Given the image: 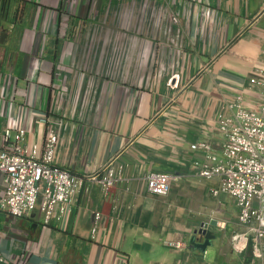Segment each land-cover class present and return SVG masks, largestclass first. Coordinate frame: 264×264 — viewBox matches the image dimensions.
<instances>
[{
	"label": "crops",
	"instance_id": "crops-1",
	"mask_svg": "<svg viewBox=\"0 0 264 264\" xmlns=\"http://www.w3.org/2000/svg\"><path fill=\"white\" fill-rule=\"evenodd\" d=\"M97 1L0 0V144L11 116L28 148L56 123V162L85 179L48 225L39 208L16 221L0 210L5 264H264L233 248L247 228L237 202L201 174L222 154L236 96L248 108L261 98L250 78L264 69V0H161L159 47L153 32L144 43L102 32L90 47ZM105 167L122 172L108 189L87 179ZM149 172L174 174L167 194L149 191ZM204 223L215 238L200 247Z\"/></svg>",
	"mask_w": 264,
	"mask_h": 264
},
{
	"label": "built area",
	"instance_id": "built-area-1",
	"mask_svg": "<svg viewBox=\"0 0 264 264\" xmlns=\"http://www.w3.org/2000/svg\"><path fill=\"white\" fill-rule=\"evenodd\" d=\"M250 82L261 95L257 107L248 108L244 95L236 96L232 102L234 113L222 115L220 119L219 129L224 136L222 154L211 153L208 157L213 162L205 163L201 174L218 177L219 185L213 193L225 192L237 202L239 220L247 228L234 231L233 248L244 250L252 246L255 255L261 257L264 255V69L252 76ZM56 125L49 126L42 147L35 142L29 148L24 143L27 128L16 117L11 116L4 126L0 144V174L3 175L0 210L15 221L38 208L46 225L61 218L85 181L56 162L60 142ZM202 145L210 147L209 143ZM121 173V167H105L102 173H93L87 179L98 180L108 189L119 181ZM173 179L171 172L146 175L149 191L160 195L170 191ZM96 216L100 218L101 213L97 212ZM170 244L184 246L182 241ZM7 260L0 248V264Z\"/></svg>",
	"mask_w": 264,
	"mask_h": 264
},
{
	"label": "rangeland",
	"instance_id": "rangeland-1",
	"mask_svg": "<svg viewBox=\"0 0 264 264\" xmlns=\"http://www.w3.org/2000/svg\"><path fill=\"white\" fill-rule=\"evenodd\" d=\"M96 5H100V0ZM163 6L161 0H104L102 8L99 11L95 9L93 22L87 27H82V33L86 39L89 38L88 45L95 47L96 37L102 32L122 35L127 43L134 37L144 43L153 32V43L155 45L157 42L159 47L161 40L159 36L155 37L157 36L155 25L158 27L163 21ZM152 21H157L154 29H150Z\"/></svg>",
	"mask_w": 264,
	"mask_h": 264
},
{
	"label": "water",
	"instance_id": "water-1",
	"mask_svg": "<svg viewBox=\"0 0 264 264\" xmlns=\"http://www.w3.org/2000/svg\"><path fill=\"white\" fill-rule=\"evenodd\" d=\"M2 36H4V35H2ZM198 232L203 234L205 236V239H206V241L203 242V243H197L198 246H200V247H205L208 241H210L211 239L215 238V234L209 229V224L208 223L202 224L201 228L198 230ZM193 240H195V239H193Z\"/></svg>",
	"mask_w": 264,
	"mask_h": 264
}]
</instances>
